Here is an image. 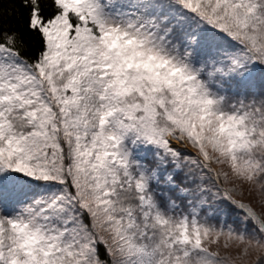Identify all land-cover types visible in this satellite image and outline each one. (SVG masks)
<instances>
[{
    "label": "snow or ice",
    "instance_id": "6c2138e0",
    "mask_svg": "<svg viewBox=\"0 0 264 264\" xmlns=\"http://www.w3.org/2000/svg\"><path fill=\"white\" fill-rule=\"evenodd\" d=\"M0 264H264V0H0Z\"/></svg>",
    "mask_w": 264,
    "mask_h": 264
}]
</instances>
